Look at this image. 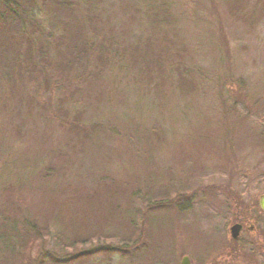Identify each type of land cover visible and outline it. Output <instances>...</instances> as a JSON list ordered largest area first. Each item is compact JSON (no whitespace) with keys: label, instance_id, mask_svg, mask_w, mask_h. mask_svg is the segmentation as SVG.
Masks as SVG:
<instances>
[{"label":"rangeland","instance_id":"374dc122","mask_svg":"<svg viewBox=\"0 0 264 264\" xmlns=\"http://www.w3.org/2000/svg\"><path fill=\"white\" fill-rule=\"evenodd\" d=\"M85 1L83 68L39 19L0 61V227L31 264H264V0Z\"/></svg>","mask_w":264,"mask_h":264},{"label":"trees","instance_id":"16d2710c","mask_svg":"<svg viewBox=\"0 0 264 264\" xmlns=\"http://www.w3.org/2000/svg\"><path fill=\"white\" fill-rule=\"evenodd\" d=\"M75 1L76 0H39L40 7H37V11H34L33 8H35L36 5L33 4V0H0V61L6 59V47L10 49L11 46H16L18 44L11 33L17 25L16 22L21 23L24 20L35 22L36 19H39V24L41 25L38 27L35 26V29L39 32V38L43 40V47L40 46V53H48L45 47L50 49L55 46V53L59 54L60 47L64 41H69L74 44V40L79 41V47H77L76 44L71 46L72 54L68 56L67 59L71 67L77 70L83 68L84 62H88V45H91L89 41H86L87 39L85 40L83 37L78 38L79 33L76 32V30L77 28L80 29L81 26L75 18V9L78 6L73 3ZM85 4L91 6L93 2L92 0H86ZM52 36L54 37V41L48 43L47 39H50ZM101 43L103 44V42ZM1 46L3 48H1ZM10 65H12V63ZM180 78V86H183V88L187 87L188 90L191 89L188 87V84L182 82L184 79L182 77ZM160 201H162V203L168 202L160 199L158 204H161ZM31 233L32 230L27 228L23 233H20L15 223L12 227H10V225L0 227V255H14L18 258L20 257L23 263L31 264L32 251L37 243L36 241L34 242V239L29 238ZM41 238L42 234H40V236L36 235L37 240ZM38 250L37 247L34 252L36 260L39 257V253L37 254ZM88 255L89 252H83L74 256L69 261L78 258L83 259Z\"/></svg>","mask_w":264,"mask_h":264},{"label":"water","instance_id":"95a60500","mask_svg":"<svg viewBox=\"0 0 264 264\" xmlns=\"http://www.w3.org/2000/svg\"><path fill=\"white\" fill-rule=\"evenodd\" d=\"M261 208L264 211V198H262V201H261ZM230 231H231V237H232V239L238 240L239 239V236H240V233L242 231V225L236 224V225H234L231 228ZM181 264H191L190 259L188 257H184L182 259V261H181Z\"/></svg>","mask_w":264,"mask_h":264}]
</instances>
